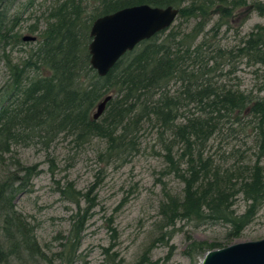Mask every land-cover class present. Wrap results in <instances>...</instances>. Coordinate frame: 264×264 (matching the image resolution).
Returning a JSON list of instances; mask_svg holds the SVG:
<instances>
[{"label": "trees", "instance_id": "16d2710c", "mask_svg": "<svg viewBox=\"0 0 264 264\" xmlns=\"http://www.w3.org/2000/svg\"><path fill=\"white\" fill-rule=\"evenodd\" d=\"M16 1L0 0V65L8 77L0 86V264H71L76 258L78 235L93 204L73 225L74 237L66 240L69 254L49 257L36 240L35 226L14 205L16 196L27 190L38 173L37 167L6 158L19 142L51 143L63 133L79 141L105 140L107 164H120L138 153L146 129L154 132L157 155L164 152L165 174L183 184L180 197L167 195L161 205L166 227H174L177 221L223 223L229 227L228 241L238 238L264 203L260 163L264 84L244 90L230 81L236 77L237 60L248 68L264 66V29L257 27L234 49L205 37L207 32L216 33L223 22L205 29L212 16L231 18L238 9L264 17V1L100 0L86 13L88 5L82 0H60L48 9L37 46L15 63L7 52L22 45V37L15 32L19 17L9 19L7 14ZM33 1L28 0L26 8ZM135 5L170 6L178 9L177 18L196 23L189 33L173 28L140 43L105 77H98L90 67L87 49L93 21ZM36 30L35 25L29 32ZM108 95L112 99L93 121L96 105ZM217 139L223 143L253 140L258 151L253 164L221 165L207 150ZM60 193L67 197L64 190ZM239 194L247 207L237 215L233 206ZM70 202L80 209L78 198ZM187 239L185 254L190 264L223 248Z\"/></svg>", "mask_w": 264, "mask_h": 264}, {"label": "rangeland", "instance_id": "374dc122", "mask_svg": "<svg viewBox=\"0 0 264 264\" xmlns=\"http://www.w3.org/2000/svg\"><path fill=\"white\" fill-rule=\"evenodd\" d=\"M58 1L34 0L31 7L26 8L28 0H18L10 7L8 18L19 17L15 32L20 37H36L33 43L22 42L21 46L8 49L13 62H21L26 53L37 46L47 11ZM99 1L82 0L83 5H88L86 13L92 11ZM246 1L250 4L264 0ZM244 9H238L231 18L222 20L212 16L205 32L218 21L223 25L216 33L207 32L205 37L223 48L234 49L257 27L264 29V17ZM195 23V19L185 21L176 18L165 34L173 28L189 33ZM35 25L36 32H29ZM202 37L197 39V43ZM236 65V77L230 81L231 84L244 90H255L264 84V66L248 68L244 61L239 60ZM7 79V72L0 65V86ZM155 139V133L146 129L141 136L138 153L120 164H107L104 156L107 143L100 138L79 141L75 136L63 133L51 143L35 140L19 142L11 148L7 159L15 157L26 166L37 167L38 173L31 179L27 190L16 196L14 205L35 226L36 240L49 257L56 254L66 257L69 254L71 250L66 240L71 236L73 225L91 204L93 207L84 219L83 230L78 235L76 258L71 264H190L185 254L187 237L223 247L229 242L264 239V203L241 235L230 241L227 239L229 227L223 223L197 225L177 221L174 227H166L161 205L166 202L167 195L180 197L183 184L173 175L165 174L164 152L157 155L159 148L155 146ZM226 143L214 140L207 149L208 153L215 155V159L225 167L238 163L253 164L254 155L258 153L253 140ZM176 150L177 147L174 152ZM260 163L264 169V156ZM63 190L67 197L61 195ZM70 198H78L79 210ZM246 207L243 196L237 195L233 206L235 213L242 214Z\"/></svg>", "mask_w": 264, "mask_h": 264}, {"label": "water", "instance_id": "95a60500", "mask_svg": "<svg viewBox=\"0 0 264 264\" xmlns=\"http://www.w3.org/2000/svg\"><path fill=\"white\" fill-rule=\"evenodd\" d=\"M178 9L135 5L95 19L90 27L89 64L98 77H105L118 61L140 43L167 31L174 23ZM24 43L36 41L24 36ZM111 95L104 97L95 108L92 120L103 114ZM200 264H264V239L237 242L207 252Z\"/></svg>", "mask_w": 264, "mask_h": 264}, {"label": "flooded vegetation", "instance_id": "af4514ba", "mask_svg": "<svg viewBox=\"0 0 264 264\" xmlns=\"http://www.w3.org/2000/svg\"><path fill=\"white\" fill-rule=\"evenodd\" d=\"M24 36H22V38H23ZM23 42V41H22ZM24 43V42H23Z\"/></svg>", "mask_w": 264, "mask_h": 264}]
</instances>
